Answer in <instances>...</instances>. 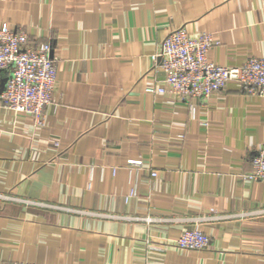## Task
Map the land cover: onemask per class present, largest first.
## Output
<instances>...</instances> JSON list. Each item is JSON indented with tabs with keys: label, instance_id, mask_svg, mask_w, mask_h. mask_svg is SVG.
<instances>
[{
	"label": "crops",
	"instance_id": "0c3cea01",
	"mask_svg": "<svg viewBox=\"0 0 264 264\" xmlns=\"http://www.w3.org/2000/svg\"><path fill=\"white\" fill-rule=\"evenodd\" d=\"M3 24L50 44L56 83L41 127L0 105V263L264 264V183L240 177L264 96L176 95L152 61L179 27L215 64L264 57V0H0ZM192 228L208 248L150 249Z\"/></svg>",
	"mask_w": 264,
	"mask_h": 264
},
{
	"label": "built area",
	"instance_id": "2783aa9c",
	"mask_svg": "<svg viewBox=\"0 0 264 264\" xmlns=\"http://www.w3.org/2000/svg\"><path fill=\"white\" fill-rule=\"evenodd\" d=\"M219 42L208 33L191 35L183 27L169 32L152 55V61L163 74V82L172 93L186 97H209L228 83L237 84L248 94L264 96V57H248L236 66L215 64L208 59L210 50ZM0 72H6L0 105L14 113L32 118L36 127L43 125L44 109L52 102L56 83V64L47 42L31 43L23 29L0 27ZM166 88L149 86L146 92L163 95ZM129 167H141L142 161L129 160ZM156 172L151 170L150 177ZM246 182L264 183V142L258 145L251 169L240 175ZM137 195V185L130 186L125 201ZM209 238L200 229L183 230L171 243L151 245L161 251L173 247L180 250H204ZM0 264H36L34 262H2Z\"/></svg>",
	"mask_w": 264,
	"mask_h": 264
}]
</instances>
